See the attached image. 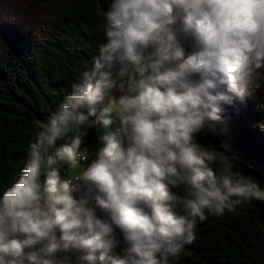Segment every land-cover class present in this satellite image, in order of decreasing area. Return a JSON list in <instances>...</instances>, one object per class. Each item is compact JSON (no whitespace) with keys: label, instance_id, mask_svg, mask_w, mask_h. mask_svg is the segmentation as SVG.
I'll use <instances>...</instances> for the list:
<instances>
[{"label":"clouds","instance_id":"9594fccd","mask_svg":"<svg viewBox=\"0 0 264 264\" xmlns=\"http://www.w3.org/2000/svg\"><path fill=\"white\" fill-rule=\"evenodd\" d=\"M104 21L91 68L0 196V264H174L209 215L264 202L229 154L195 141L264 88V0H112Z\"/></svg>","mask_w":264,"mask_h":264},{"label":"trees","instance_id":"16d2710c","mask_svg":"<svg viewBox=\"0 0 264 264\" xmlns=\"http://www.w3.org/2000/svg\"><path fill=\"white\" fill-rule=\"evenodd\" d=\"M111 3L0 0V196L19 178L40 125L49 122L106 42L104 13ZM243 115L238 103L225 107L223 118L206 121V137L195 141L229 154L234 171L264 187V154L258 150L264 141L245 129ZM95 138L96 130L89 129L84 144ZM210 166L218 171V164ZM174 264H264V202L254 199L222 217L209 215Z\"/></svg>","mask_w":264,"mask_h":264},{"label":"rangeland","instance_id":"374dc122","mask_svg":"<svg viewBox=\"0 0 264 264\" xmlns=\"http://www.w3.org/2000/svg\"><path fill=\"white\" fill-rule=\"evenodd\" d=\"M188 44H189L188 42H185V46L190 51L191 48H189ZM235 103H238L242 107V110L244 113L243 125L245 129L251 135L255 136L254 138L257 141L258 140L264 141V130H262L261 128V125H264V108L260 107L261 104H264V88H262L256 96H246L243 101L239 99H234L233 104L231 106H234ZM225 107H228V106H225ZM96 134H97L96 138L95 140L92 141V143L90 142L87 145L85 144L82 145V147L84 146L87 147L89 149V152L92 153L93 155L95 154V152L97 151L99 147V142L97 140V136L99 135V133L96 131ZM201 134L203 137H206V133L205 132L203 133V130L197 133L195 137ZM60 143H63V142L58 140L57 145H59ZM258 150H260L264 154L263 147H259ZM91 158L92 157L89 158V161H84V162L81 161L75 168L68 169L62 166V174L63 175L69 174L71 178H75L78 172L82 170L83 167H86L87 163L90 162Z\"/></svg>","mask_w":264,"mask_h":264},{"label":"water","instance_id":"95a60500","mask_svg":"<svg viewBox=\"0 0 264 264\" xmlns=\"http://www.w3.org/2000/svg\"><path fill=\"white\" fill-rule=\"evenodd\" d=\"M85 192H87V188L84 187L81 191V195H83ZM73 264H75V256H73Z\"/></svg>","mask_w":264,"mask_h":264},{"label":"built area","instance_id":"2783aa9c","mask_svg":"<svg viewBox=\"0 0 264 264\" xmlns=\"http://www.w3.org/2000/svg\"><path fill=\"white\" fill-rule=\"evenodd\" d=\"M188 46H189V48H191L190 44H188ZM82 162H84V161H82ZM70 178H71V177H70ZM73 179H74V178H73ZM83 188H84V187H82L81 190H82ZM97 215H101L99 209H97Z\"/></svg>","mask_w":264,"mask_h":264},{"label":"crops","instance_id":"0c3cea01","mask_svg":"<svg viewBox=\"0 0 264 264\" xmlns=\"http://www.w3.org/2000/svg\"><path fill=\"white\" fill-rule=\"evenodd\" d=\"M97 135V134H96Z\"/></svg>","mask_w":264,"mask_h":264}]
</instances>
